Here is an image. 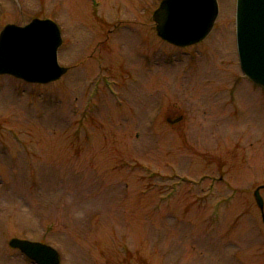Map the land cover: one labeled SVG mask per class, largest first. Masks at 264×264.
<instances>
[{"label": "rangeland", "instance_id": "rangeland-1", "mask_svg": "<svg viewBox=\"0 0 264 264\" xmlns=\"http://www.w3.org/2000/svg\"><path fill=\"white\" fill-rule=\"evenodd\" d=\"M217 1L177 48L161 0H0V31L53 21L70 68L0 76V264H32L13 238L60 264H264V89L239 67L236 0Z\"/></svg>", "mask_w": 264, "mask_h": 264}, {"label": "water", "instance_id": "water-1", "mask_svg": "<svg viewBox=\"0 0 264 264\" xmlns=\"http://www.w3.org/2000/svg\"><path fill=\"white\" fill-rule=\"evenodd\" d=\"M218 11L217 0H162L152 20L160 39L176 47H188L207 38ZM235 32L242 73L254 85L264 88V0H236ZM61 44L60 30L49 19H33L25 26L6 25L0 32V76L29 84L59 80L67 72L58 64ZM263 188H257L253 195L264 223L260 195ZM8 245L36 264H60L58 252L50 246L16 238Z\"/></svg>", "mask_w": 264, "mask_h": 264}, {"label": "flooded vegetation", "instance_id": "flooded-vegetation-1", "mask_svg": "<svg viewBox=\"0 0 264 264\" xmlns=\"http://www.w3.org/2000/svg\"><path fill=\"white\" fill-rule=\"evenodd\" d=\"M69 69H70V68H68V71H69ZM68 71H67V72H68ZM66 74H67V73H66ZM32 264H33V263H32Z\"/></svg>", "mask_w": 264, "mask_h": 264}]
</instances>
